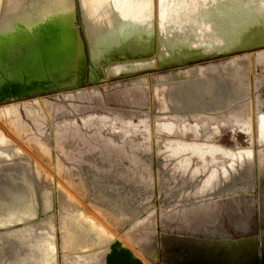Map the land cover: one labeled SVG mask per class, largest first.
<instances>
[{"label": "bare ground", "instance_id": "obj_1", "mask_svg": "<svg viewBox=\"0 0 264 264\" xmlns=\"http://www.w3.org/2000/svg\"><path fill=\"white\" fill-rule=\"evenodd\" d=\"M84 44L91 80L252 52L152 77L155 187L145 116L65 118L101 99L96 87L64 94L69 106L16 103L87 82ZM262 47L264 0H0V264H56L58 249L65 264H94L86 253L98 256L114 239L144 261L155 190L163 229L176 222L195 232L222 212L239 219L256 183L264 188V99L256 97L255 116L248 99V74L258 69L255 87L264 83V51H254ZM130 82L107 100L145 106V79ZM46 115L62 118L55 168ZM225 129L229 146L219 142ZM55 191L58 219L34 221L37 199L47 213ZM18 222L24 226L11 230Z\"/></svg>", "mask_w": 264, "mask_h": 264}, {"label": "water", "instance_id": "obj_2", "mask_svg": "<svg viewBox=\"0 0 264 264\" xmlns=\"http://www.w3.org/2000/svg\"><path fill=\"white\" fill-rule=\"evenodd\" d=\"M84 49L86 53V71L89 74L88 83H96L99 77L93 80L90 79L91 62L86 44H84ZM203 59L210 60V58ZM179 65L184 64H178L177 66ZM167 66L170 67L171 65ZM151 104L153 106L152 100ZM155 162L156 160L151 158V172ZM256 192H258L257 201L254 200ZM250 196L252 198L251 204H246L239 219L234 220L232 218V220L222 212L217 224L210 226L202 224L201 228L195 232H187L176 230V222L168 224L166 229L162 228L161 213L159 211V216L156 214L153 195L152 203L155 216L154 237L146 245L143 252L140 251L139 253L142 255L144 261L148 260L151 264H264V203L262 202L264 188L260 189L256 183ZM225 198L223 197L222 200H225ZM51 199L53 206L47 213L43 212L42 205H40L42 204L41 199H37L39 206L37 207L38 213L34 221L42 220L47 216H51L53 219L56 216L58 219L60 215L56 191L52 193ZM255 216L259 221L260 228L256 235L250 236L251 221ZM196 224L201 225L200 223ZM130 225H126L124 228L129 230ZM23 226V223L18 222L13 223L9 227L11 230H16ZM0 231L3 232L5 230L0 228ZM90 239L94 240V235ZM134 248L139 251L136 246ZM96 252L97 250H92L86 253H90L93 258L95 257V261L93 260L94 264H146L118 239H114L106 246L104 252L98 254V256H95ZM94 253L96 254L92 255ZM56 264H65L59 249L56 252Z\"/></svg>", "mask_w": 264, "mask_h": 264}, {"label": "rangeland", "instance_id": "obj_3", "mask_svg": "<svg viewBox=\"0 0 264 264\" xmlns=\"http://www.w3.org/2000/svg\"><path fill=\"white\" fill-rule=\"evenodd\" d=\"M255 53L264 51V47L255 49ZM85 52V49H84ZM245 53V52H235L233 54L226 55L225 57H218L213 60H204V61H198L195 63H190L189 65H179V66H163L161 67L162 69L156 70L155 67L143 69V70H138L134 73H119L117 75H110L108 77H99L98 81L96 83H88V77L89 74L86 71L85 81L84 84L77 86V87H60V88H54V89H49V90H43L37 93H34L33 97L32 96H27L25 98H21L16 101V103H23L26 101H32L36 100L41 103L42 100H50L51 102L54 103H60L65 106H69L70 102L65 100L63 98L64 94H69L75 91L83 90V89H89L92 87H96L99 91V95L101 99H92L91 101H86L84 102V105L87 106L86 109H83L80 112L76 113H71L65 116L67 119H74L76 122H80L81 118H84L88 115L92 114H100V115H108L111 116V112H123V113H130L135 116L131 117L132 122H136L138 118L136 115H143L145 116V120L147 121V128H148V138H149V143H150V153H151V158L153 160H156V151H157V145H156V136L154 132V121H155V114H154V109L151 104L152 100V88H153V82H152V77L157 76L160 74L168 73L170 71H178L182 69H187V67H193L195 65L203 66L207 65L209 63H214V62H219L221 60H230L233 58L237 57H242L243 55L250 54ZM259 70L255 72H250L248 74V98L249 102L251 104V111L253 112V115L255 116V102H256V97H259V99H264V83L259 85L258 87H255V78L254 76L258 74ZM145 79V87H146V105L145 106H135V105H128V104H119L115 103L112 101L107 100V94L114 92L118 87H122L123 85L130 84V81H135L136 79ZM129 82V83H128ZM264 111V107H263ZM62 118H58L57 121H60ZM56 121V122H57ZM52 122L51 119L46 115L45 117V129H44V134L47 139V145L50 149V154H51V160L53 162V167L55 165V162L57 160V151H56V146L54 144V128H55V123ZM106 135H114L111 129L106 128L104 130ZM234 139L241 145H244L245 138L242 137L241 133H237V135L234 137ZM219 142L222 143L223 145H231L232 139L230 137V132L228 130H223L222 134L219 138ZM255 153L257 151V148H255ZM256 158V154L254 159ZM144 165L140 164L138 167H135L136 169L143 167ZM55 168V167H54ZM155 170L156 166L153 164L152 167V174H151V179L153 182V186L156 187V175H155ZM154 204H155V211L156 214L159 216V207H158V202H157V191L155 190L154 194ZM258 199V192L254 194V200L257 201ZM260 228L259 221L256 219V216L253 217L251 221V234L250 236L256 235L258 230ZM146 264H151L148 260H145Z\"/></svg>", "mask_w": 264, "mask_h": 264}]
</instances>
